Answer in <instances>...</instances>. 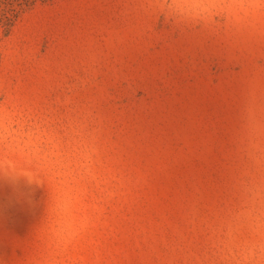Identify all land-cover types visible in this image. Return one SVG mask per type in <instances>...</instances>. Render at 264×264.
<instances>
[{"label":"rangeland","instance_id":"obj_1","mask_svg":"<svg viewBox=\"0 0 264 264\" xmlns=\"http://www.w3.org/2000/svg\"><path fill=\"white\" fill-rule=\"evenodd\" d=\"M0 264H264V0H0Z\"/></svg>","mask_w":264,"mask_h":264}]
</instances>
